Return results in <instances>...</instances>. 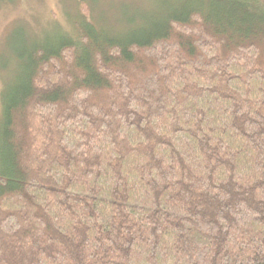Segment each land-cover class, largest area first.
Masks as SVG:
<instances>
[{"label":"trees","instance_id":"1","mask_svg":"<svg viewBox=\"0 0 264 264\" xmlns=\"http://www.w3.org/2000/svg\"><path fill=\"white\" fill-rule=\"evenodd\" d=\"M98 21L2 93L0 264H264V0Z\"/></svg>","mask_w":264,"mask_h":264},{"label":"rangeland","instance_id":"2","mask_svg":"<svg viewBox=\"0 0 264 264\" xmlns=\"http://www.w3.org/2000/svg\"><path fill=\"white\" fill-rule=\"evenodd\" d=\"M166 1L0 0V118L2 93L21 70L23 55L32 44L70 33L74 18L97 17L113 31L141 24L161 14Z\"/></svg>","mask_w":264,"mask_h":264}]
</instances>
